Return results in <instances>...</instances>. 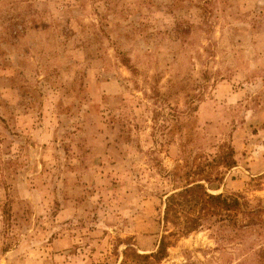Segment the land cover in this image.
I'll return each mask as SVG.
<instances>
[{"label":"rangeland","instance_id":"1","mask_svg":"<svg viewBox=\"0 0 264 264\" xmlns=\"http://www.w3.org/2000/svg\"><path fill=\"white\" fill-rule=\"evenodd\" d=\"M193 181L264 207V0H0V264H264L219 224L132 260Z\"/></svg>","mask_w":264,"mask_h":264},{"label":"trees","instance_id":"2","mask_svg":"<svg viewBox=\"0 0 264 264\" xmlns=\"http://www.w3.org/2000/svg\"><path fill=\"white\" fill-rule=\"evenodd\" d=\"M216 161L222 168L230 169L234 166L231 152H221ZM219 166L216 165L214 168L219 169L217 168ZM210 175L205 176V181L209 185L222 179L218 170L215 174L216 180H211ZM162 224L164 228L171 225L172 231L161 236L155 252L139 255L131 249L126 251L131 253L134 262H160L167 255L168 238L177 235L186 236L204 225L219 224L223 228H230L236 236L242 232L253 231L259 238H262L264 236V207L260 201L253 207L237 194H211L199 181H193L166 198ZM258 256L264 258L260 254Z\"/></svg>","mask_w":264,"mask_h":264}]
</instances>
